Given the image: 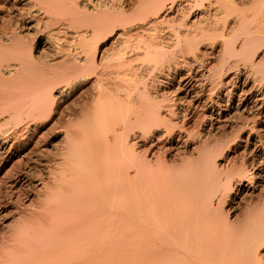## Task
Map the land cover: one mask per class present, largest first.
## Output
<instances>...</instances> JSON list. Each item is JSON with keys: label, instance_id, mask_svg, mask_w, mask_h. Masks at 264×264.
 Instances as JSON below:
<instances>
[{"label": "bare ground", "instance_id": "bare-ground-1", "mask_svg": "<svg viewBox=\"0 0 264 264\" xmlns=\"http://www.w3.org/2000/svg\"><path fill=\"white\" fill-rule=\"evenodd\" d=\"M1 10L0 264H264V197L243 215L238 201L264 188V0ZM14 19L51 34L48 51ZM82 88L91 99L67 122L66 94ZM187 117L203 140L183 158ZM229 129L254 146L238 169L211 147Z\"/></svg>", "mask_w": 264, "mask_h": 264}, {"label": "rangeland", "instance_id": "rangeland-1", "mask_svg": "<svg viewBox=\"0 0 264 264\" xmlns=\"http://www.w3.org/2000/svg\"><path fill=\"white\" fill-rule=\"evenodd\" d=\"M194 7H196V8H192L193 9V10L191 9L192 11H194V10L196 11L197 10V6H194ZM0 14L1 15H5V18H4L5 19V21H4L5 23L3 25V22H2L4 20L3 19L1 21L2 22L1 24L3 26L10 27L11 23H10V21H8V20H10V17H8V15H7V14H9L7 12V10H4V11L1 10ZM11 20H13V19L11 18ZM14 21H15V19H14ZM13 23L15 24L16 21L13 22ZM178 23L179 22L177 21V24ZM14 24H13V26H14ZM177 24H175V25H177ZM15 26H16V24H15ZM17 28L18 27L16 26L15 27L16 32H18V33L21 32L20 34L22 36L25 35L24 37L28 41V43H27L28 46L33 47V49H36V51H41V50L43 52H47L48 51L47 48H46L45 39L47 38L46 40H48V39L52 38L53 36H51V34H48L47 32H43L42 31L43 33L41 32L39 35L37 33H35L36 34L35 35L32 31H29V33H28V31L26 32L22 28H18V29ZM41 34H43V35H41ZM28 35H29V37H28ZM107 38H108L107 40L111 39V37H107ZM104 39L105 38H101L98 42L101 43V41H103ZM121 46H122V44H120V42H116V43L113 44L112 49L107 51V53H106V55H107L106 56L107 58H106V61H105L106 63L108 61L109 65L113 64V62L115 60L114 58L116 57L117 52L120 50ZM45 48H46V50H45ZM46 59H49V58H46ZM111 61H113V62H111ZM113 76H115V78H114L115 80H118V78H116V76H117L116 73ZM66 99L69 102H67L66 104L63 103L64 108H63V112L62 113L64 114L66 121L69 122V121H73V119L75 118V115L72 113V110L74 108H79V107L85 105L87 102H89L90 99H91V94H90V91L85 89V88H82L80 90H74V91H73V89H71L69 94H66ZM190 118H192V117H189V118L187 117V119L190 120L189 121L190 124H188V128H190V129L192 128L191 130H193V132L196 135L197 134L198 135L196 136L193 133L194 134V135H192L193 140H192V142L189 143V146H187V149L182 154L183 158L196 157L197 153L199 151V144H200L199 141L201 142L203 140L202 139V134L200 135L199 128L195 125L194 120L193 119L191 120ZM219 133H221V134H219ZM219 133L216 134L215 136L211 137V147L219 146V150L216 152V155H217L218 158H221V160L224 163L225 167H228V168H231V169H234V168L238 169L240 167L245 166L246 162H248V163L250 162V160L252 158V155H253L252 151L254 150L253 149L254 146H252V144L251 145L247 144L243 138L242 139H238V137L236 138V135H234V132L232 130H231V133H230V129H229V131L227 130V132L226 131L225 132L221 131ZM226 138H227V140H226ZM227 142H229V143H227ZM197 143H199V144H197ZM257 144L259 145V143H257ZM27 156H29V155L26 154L25 156L22 157L23 164L28 163V159H27L28 157ZM234 179L238 181L240 179V177L236 175ZM244 194L245 193H243L240 196H238L239 208L241 210V211H239L240 212L239 215H243V212H244L243 210L246 209V206H248V204H253V205H258L259 204L260 200L264 197V188L262 190V187L258 186L257 190L254 191L253 193H248V195L247 194L244 195ZM239 197H241V198H239ZM246 199L248 200L249 203L247 202Z\"/></svg>", "mask_w": 264, "mask_h": 264}]
</instances>
